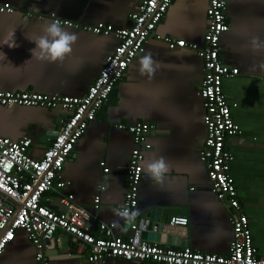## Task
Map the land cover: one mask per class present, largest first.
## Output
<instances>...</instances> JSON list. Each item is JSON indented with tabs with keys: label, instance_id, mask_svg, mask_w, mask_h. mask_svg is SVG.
Segmentation results:
<instances>
[{
	"label": "crops",
	"instance_id": "1",
	"mask_svg": "<svg viewBox=\"0 0 264 264\" xmlns=\"http://www.w3.org/2000/svg\"><path fill=\"white\" fill-rule=\"evenodd\" d=\"M141 0H0L14 13H0V91L31 92L69 97L83 96L101 71L117 39L62 27L78 37L63 61H38L31 56L29 38L43 35L49 19H23L25 11L71 21L80 26L97 23L113 29L130 26L128 15ZM208 0H174L155 32L187 44L203 46ZM228 31L219 41L223 64L236 68L222 90L235 102L233 120L241 134L225 140L231 154L229 177L248 219L257 257H264V0H227L224 11ZM151 54L154 72L141 74L140 60ZM203 62L188 48L168 49L153 37L144 45L117 82L107 102L97 111L66 159L61 176L71 181L73 201L91 215L90 231L99 236L98 223H113L116 236L129 233V222L114 215L121 209L127 187L125 167L133 143L116 124L145 122L154 128L147 136L135 219L140 238L162 247L187 246L194 251L227 255L232 240L229 209L210 190L199 150L206 138L205 111L199 97ZM61 109L0 106V136L19 141L28 136V154L40 158L49 145L48 134L58 131L67 117ZM163 158L168 172L160 183L145 171V163ZM104 163V167L100 163ZM103 168L107 172H103ZM99 197L98 209L93 198ZM62 211L56 198L44 203ZM154 213V214H151ZM188 219L185 227H168L173 215ZM151 221V222H150ZM150 223V224H149ZM150 225V227H149ZM156 232H152L153 227ZM69 237L56 231L48 245L49 264H90L85 254L71 252ZM70 253V254H69ZM35 250L22 230L0 255V264H32ZM93 264H154L110 259Z\"/></svg>",
	"mask_w": 264,
	"mask_h": 264
},
{
	"label": "built area",
	"instance_id": "2",
	"mask_svg": "<svg viewBox=\"0 0 264 264\" xmlns=\"http://www.w3.org/2000/svg\"><path fill=\"white\" fill-rule=\"evenodd\" d=\"M173 1L141 0L136 10L128 15L130 26L120 29L102 23L80 26L52 14L45 16L33 11L23 13L25 20L35 18L41 21L47 18L51 23L59 21L61 27L78 28L93 35H114L117 45L105 57L101 71L83 96L0 91L2 107L58 108L68 113L40 158L28 154L31 147L28 136L19 141L0 136V255L6 245L14 240L16 231L22 230L35 250L32 264H49L48 245L59 230L72 242L71 252L85 254L90 264L105 263L110 259L154 264H264V257L256 255L248 219L229 177L232 156L225 148V140L240 135L241 130L232 115L237 104L228 102L222 90L223 80L232 79L238 74L236 68L222 63L219 54L220 38L229 28L224 14L227 0L207 1V26L200 48L183 40L156 34L157 25ZM0 13L12 14L14 8L0 5ZM151 37L163 42L168 49L188 48L203 62L198 94L205 111L203 121L207 134L199 150V159L206 168L211 192L226 205L231 214L232 240L227 255L198 252L187 246L162 247L141 239L138 219L129 222V233L125 236L114 234L113 223L99 222L100 234L94 236L89 228L90 213L75 204L73 195L68 191L72 183L61 176L73 146L95 120L97 111L107 102L133 59L144 53V45ZM115 127L126 131L133 143L125 167L127 187L121 206L132 211L138 203L143 154L151 148L147 136L154 127L145 122L131 125L119 123ZM100 166L104 167V163L101 162ZM103 172L106 173L107 169L103 168ZM50 198H56L63 210L55 211L46 207L44 203L49 202ZM98 207L99 197L95 196L93 208ZM166 224L168 227H185L188 219L181 214L173 215ZM156 230L154 226L152 232Z\"/></svg>",
	"mask_w": 264,
	"mask_h": 264
},
{
	"label": "clouds",
	"instance_id": "3",
	"mask_svg": "<svg viewBox=\"0 0 264 264\" xmlns=\"http://www.w3.org/2000/svg\"><path fill=\"white\" fill-rule=\"evenodd\" d=\"M78 37L75 33L65 31L59 21L47 24L43 29V35L29 38L35 47L31 49V56L38 61L57 62L63 61L64 58L72 53L73 45ZM141 74H152L154 72L151 54L145 55L140 60ZM147 175L157 183L163 181L165 174L168 172V165L163 158L153 159L145 163ZM114 215L126 222L135 219L137 213L130 211L128 208H121L114 211ZM118 221H113V226H118Z\"/></svg>",
	"mask_w": 264,
	"mask_h": 264
},
{
	"label": "water",
	"instance_id": "4",
	"mask_svg": "<svg viewBox=\"0 0 264 264\" xmlns=\"http://www.w3.org/2000/svg\"><path fill=\"white\" fill-rule=\"evenodd\" d=\"M56 134H57V131H52V132H50L48 135V140H50V141H52V139L54 138V136H56ZM151 214H154V213H151ZM151 222V221H150ZM150 224V223H149ZM149 227H150V225H149ZM143 239V238H142ZM149 240H151V239H148V241ZM49 243H51V242H49ZM49 254V253H48ZM47 254V255H48ZM50 259V258H49Z\"/></svg>",
	"mask_w": 264,
	"mask_h": 264
}]
</instances>
